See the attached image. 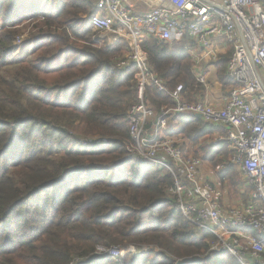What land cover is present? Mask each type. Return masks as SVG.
<instances>
[{
	"label": "trees",
	"instance_id": "1",
	"mask_svg": "<svg viewBox=\"0 0 264 264\" xmlns=\"http://www.w3.org/2000/svg\"><path fill=\"white\" fill-rule=\"evenodd\" d=\"M95 12L94 0H0V264H240L186 222L171 172L128 157L137 65L119 66L125 41L95 39ZM143 48L168 89L183 84L194 102L203 88L186 45L149 38ZM230 55L218 74L231 88ZM145 103L157 114L173 106L155 88ZM184 117L171 118L179 124L167 133L194 147L212 127ZM204 153L215 167L231 155L227 146ZM230 181L252 192L238 173ZM125 246L135 252H99Z\"/></svg>",
	"mask_w": 264,
	"mask_h": 264
},
{
	"label": "built area",
	"instance_id": "2",
	"mask_svg": "<svg viewBox=\"0 0 264 264\" xmlns=\"http://www.w3.org/2000/svg\"><path fill=\"white\" fill-rule=\"evenodd\" d=\"M95 14L89 27L107 46L125 41L137 65L136 103L129 109V158H141L172 173L186 222L212 234L211 251H225L240 264H264V7L262 0H94ZM183 43L189 52H207L217 40L231 47L226 77L232 87L220 108L188 102L179 84L170 91L148 65L144 42ZM207 54L205 55V57ZM206 82V74L197 78ZM149 88L167 94L172 107L159 114L145 103ZM201 116L206 124L222 125L219 140L229 145L230 164L237 166L252 188L249 200L226 207L224 193L200 179L202 160L191 153L187 139L171 136L168 119ZM150 123V124H149ZM84 145H86L84 143ZM99 252L103 254L102 250ZM135 252V250L130 251ZM129 253V252H128ZM118 255V254H116ZM120 255H124L120 253Z\"/></svg>",
	"mask_w": 264,
	"mask_h": 264
},
{
	"label": "crops",
	"instance_id": "3",
	"mask_svg": "<svg viewBox=\"0 0 264 264\" xmlns=\"http://www.w3.org/2000/svg\"><path fill=\"white\" fill-rule=\"evenodd\" d=\"M231 51V47L226 44L223 40H217L213 43L210 50L207 52H203L200 48L194 47L190 51V55L193 61L192 64V72L193 76L196 79V82L201 85L203 90L198 93L196 96H192L190 101L194 102H204L207 105L213 107H222L224 105V98L227 95V92L230 87H227L224 82L219 79L218 74V64L222 61L223 57L228 55ZM207 56L205 57V55ZM203 74H206V82L200 83L197 81V78ZM226 76V72H225ZM169 117L168 119V129L169 126L177 127L179 124L178 121L172 120ZM192 116H186L183 118V121H191ZM204 122L203 119H200ZM205 123V122H204ZM150 124V123H149ZM206 124V123H205ZM210 134L204 136L199 144L194 145V147H190L188 143V147L191 150V153L195 156L199 157L202 160V167L200 169V179L202 182L208 181L210 183H214L215 186H220L218 180L213 177L215 174L214 171H217V167H209V163L205 161V153H207L208 147H224L227 146L230 151L229 145L226 142H220V138L224 136L226 129L222 125L213 126L211 125ZM226 143L227 145H224ZM225 191L227 192L226 188Z\"/></svg>",
	"mask_w": 264,
	"mask_h": 264
},
{
	"label": "rangeland",
	"instance_id": "4",
	"mask_svg": "<svg viewBox=\"0 0 264 264\" xmlns=\"http://www.w3.org/2000/svg\"><path fill=\"white\" fill-rule=\"evenodd\" d=\"M263 7H264V5H263ZM24 37H25V35H24ZM24 37H22L21 39H23ZM95 39L98 40L99 37H95ZM229 157H230V155L228 157H225V158H222L221 156L219 157L220 163L217 166V171H214L215 174L213 175V177H215L218 180V183L220 185V186H217V185L216 186L218 188H220L221 191L224 193L222 203L226 207H236V206L245 204L246 203L245 200L248 199V196L250 194H247V197H245L244 189L241 190L242 187L234 186L232 181H230L233 173H235V172L239 174L241 180H242V178L244 179L240 169L237 166L232 165V167L227 171V173L229 174L228 177L224 174V170H225L224 168L226 167L227 163L230 164ZM209 164H210L209 167L214 166V164L212 162H210ZM245 185H246V183L243 185V188L247 187V186L245 187ZM223 188H226L227 192ZM113 255L117 256L116 254H113Z\"/></svg>",
	"mask_w": 264,
	"mask_h": 264
},
{
	"label": "water",
	"instance_id": "5",
	"mask_svg": "<svg viewBox=\"0 0 264 264\" xmlns=\"http://www.w3.org/2000/svg\"><path fill=\"white\" fill-rule=\"evenodd\" d=\"M197 119H201V116H196ZM103 253H109V254H118V253H123V254H126L130 251H133L135 250L133 247H129V246H125V247H122V248H114L110 251H105L103 249H101Z\"/></svg>",
	"mask_w": 264,
	"mask_h": 264
},
{
	"label": "bare ground",
	"instance_id": "6",
	"mask_svg": "<svg viewBox=\"0 0 264 264\" xmlns=\"http://www.w3.org/2000/svg\"><path fill=\"white\" fill-rule=\"evenodd\" d=\"M158 170H160V169H158Z\"/></svg>",
	"mask_w": 264,
	"mask_h": 264
}]
</instances>
